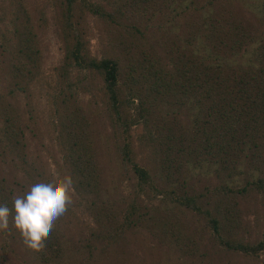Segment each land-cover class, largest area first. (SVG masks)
Masks as SVG:
<instances>
[{
	"label": "rangeland",
	"instance_id": "rangeland-1",
	"mask_svg": "<svg viewBox=\"0 0 264 264\" xmlns=\"http://www.w3.org/2000/svg\"><path fill=\"white\" fill-rule=\"evenodd\" d=\"M61 1L66 0H0V175L5 177V188L16 198L25 193L34 177L72 179L70 202L50 231L53 237L58 235L62 245L61 254L51 264H264V251L249 254L226 250L220 244V235L204 217L179 207L178 202L157 191L161 186L158 183L162 184L161 189L180 186L176 181L166 186L157 175L163 173V141L168 140V134L188 130L196 110L164 99L148 121L143 119L126 128L125 121L111 110L101 76L74 68L69 80L62 81L59 67L64 64L65 46L58 7ZM90 1L101 2L109 9L108 2L112 0ZM180 1H161V10L152 9L140 18L141 31L136 36L141 50L159 56L167 69H174L175 57L181 51H192L204 60L211 55L214 63L231 60L234 65L239 64L237 61L244 63V67L253 64L256 40L247 46L242 57L231 55L214 35L208 39L213 29L206 19L220 9L227 13L232 10L253 28L263 27L261 0H219L214 6L207 0ZM194 1L196 4H192ZM25 11L31 15L37 35L40 52L36 63L22 58L18 51L16 19ZM81 16L74 22L77 26L81 18L92 54L99 58L122 57L123 30L114 29L90 11ZM130 109L136 116L137 110L132 106ZM73 118L82 121L76 132L97 155L95 162L101 172L98 194L77 187L78 178L68 163L72 156L68 133ZM10 120L20 132V146L12 144L5 131ZM124 141L131 143L136 160L158 180L157 189L140 185L132 165L123 159L120 145ZM184 153L188 157L186 150ZM217 168L216 163L196 160L194 155L174 177L178 176L181 183L186 181V189L197 194L215 192L226 183L243 187L260 175L264 178L248 163L241 167L247 172L234 178L219 174ZM249 189V194L238 196L241 228L237 238L257 243L264 241V191ZM134 206L131 219L138 225L121 236H111L116 226L106 220V215L115 211L122 222V214ZM196 235L204 236V244L195 254H189L182 246L188 251L195 249ZM0 264H48L36 249L25 244L11 215L9 228L0 230Z\"/></svg>",
	"mask_w": 264,
	"mask_h": 264
},
{
	"label": "trees",
	"instance_id": "trees-1",
	"mask_svg": "<svg viewBox=\"0 0 264 264\" xmlns=\"http://www.w3.org/2000/svg\"><path fill=\"white\" fill-rule=\"evenodd\" d=\"M112 1L108 2L109 9L101 2L90 0H66L58 3L65 46L64 64L59 67L62 81L69 80L74 68L89 70L101 76L104 79L103 91L111 110L116 117L125 121L126 128L143 119L148 121L149 115L164 99L196 110L188 130L181 129L179 133L168 134V140L161 136V141L165 142L161 157L163 173L157 175L161 176L160 179L166 186H172L176 181L180 184L179 187L161 189L162 184L158 183L150 169L136 160L134 148L127 141L120 145L123 159L132 165L140 185L157 189L158 183L161 185L158 192L165 193L171 200L178 202L179 207L195 211L196 215L204 217L213 231L220 235V244L226 250L249 254L264 251V241L253 243L237 238L241 228L238 196L249 194V187L264 191L262 175L248 181L243 187L226 183L215 192L202 194H197L194 190L190 192L185 187L186 181L181 183L178 176L174 177L175 172L188 164L194 155L196 160L208 159L216 163L219 174L228 178L247 172L241 168L244 163L253 166L252 170H259L264 174V25L253 28L248 21L247 24L244 19L235 16L234 11L228 10L227 13L220 9L206 19L213 29L208 39H212L214 35V39L220 45L223 44L228 53L240 57L247 46L256 40L258 45L253 64L249 63L248 67H244V63L237 60V65L231 63V60L228 63H214L211 55L204 60L203 56L195 55L192 51H181L175 57L174 69H167L162 65L159 56L141 50L136 36V32L141 31L138 23L140 18L152 9L155 12L161 10L160 2L165 3L167 0ZM183 1L185 0L180 3ZM195 2L192 4H196ZM207 2L214 6L219 0ZM260 3L264 24V0ZM84 11L98 15L114 29L116 27L123 30L121 43L125 51L122 57L126 61L118 55L99 58L92 54L85 40L84 25L81 23ZM78 16L81 18L76 26L74 20ZM16 20L18 51L22 58L36 63L40 51L32 17L25 11ZM16 66L22 68L19 64ZM131 106L137 110L136 116L131 113ZM78 121L73 118L69 126L68 139H71L72 156L68 163L78 178L77 187L81 186L90 193L98 194L101 188V172L97 169V155L90 143L78 136L76 126L82 125V121ZM76 122L78 125H75ZM17 129L14 128V121L10 120L5 131L8 132L12 144L20 146L22 140L19 139L20 132ZM189 140L190 145H187L186 141ZM185 150L188 157L185 153L182 155ZM4 178L0 175V204L11 209L15 198L12 197V191L5 188ZM134 210L135 206L122 214V222L115 211L106 215V220L116 226L111 236H121L127 229L138 225L131 219V212ZM186 218L188 219V215ZM193 241L195 249L190 248L188 251L183 245L185 252L195 254L193 252L200 250L204 244V236H197ZM61 247L58 235L53 237L49 232L36 253L45 258L46 263L51 264L53 258L61 254Z\"/></svg>",
	"mask_w": 264,
	"mask_h": 264
},
{
	"label": "clouds",
	"instance_id": "clouds-1",
	"mask_svg": "<svg viewBox=\"0 0 264 264\" xmlns=\"http://www.w3.org/2000/svg\"><path fill=\"white\" fill-rule=\"evenodd\" d=\"M70 176L34 177L24 194L17 196L10 209L0 204V230L9 228V217L21 233L25 244L39 249L45 235L54 227V222L67 209L70 202Z\"/></svg>",
	"mask_w": 264,
	"mask_h": 264
}]
</instances>
